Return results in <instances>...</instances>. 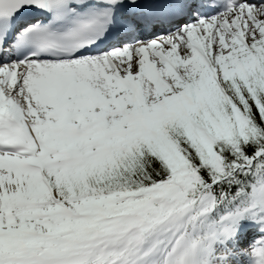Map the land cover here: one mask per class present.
I'll use <instances>...</instances> for the list:
<instances>
[{
	"label": "snow or ice",
	"instance_id": "obj_1",
	"mask_svg": "<svg viewBox=\"0 0 264 264\" xmlns=\"http://www.w3.org/2000/svg\"><path fill=\"white\" fill-rule=\"evenodd\" d=\"M0 264H264V0H0Z\"/></svg>",
	"mask_w": 264,
	"mask_h": 264
}]
</instances>
